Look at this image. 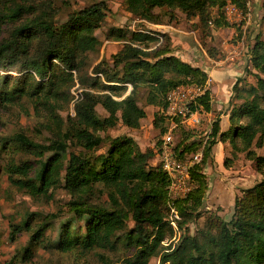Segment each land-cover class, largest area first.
<instances>
[{
  "label": "trees",
  "instance_id": "obj_1",
  "mask_svg": "<svg viewBox=\"0 0 264 264\" xmlns=\"http://www.w3.org/2000/svg\"><path fill=\"white\" fill-rule=\"evenodd\" d=\"M124 3L132 16L154 24L162 23L155 9L163 10L169 17H173L170 11L177 9L187 18L197 17L204 28L230 26L224 17L227 5L236 6L244 16L247 11V0H124ZM262 7L264 10V0ZM211 9H216L217 16H211ZM55 11L50 0H0V27L7 26V35L0 40V71H16L30 77L28 88H22L19 93L7 89L8 82L1 77V102H8L16 94H25L35 105L52 107L54 101L58 106L61 81L68 79L72 83V71L83 69L88 53L100 45L95 30L109 12L105 2H94L70 12L59 24L54 22ZM152 33L158 34L110 27L106 37L123 40L121 48L113 54L111 63L96 64L92 69L94 76H86L82 81L99 92L81 91L74 103V117H68L67 121L53 114L57 131L48 144L37 143L24 133L14 135L20 149L36 160L48 154L39 167L30 160L6 167L11 179L17 175L13 178L16 187L24 188L32 197H48L63 171L64 187L73 196L69 205L71 219L84 221L83 231L73 228L71 222L61 223L57 238L52 240L45 237L51 225L49 217L42 218L34 227L28 220L21 225L12 224V239L21 231L30 232L28 243L22 249V260H31L37 245L45 250L65 252L76 247L114 249L120 240L131 251L121 264H149L154 256L160 264H264V154H257L253 149L264 147V39L259 36L250 49L254 73H249L254 76L255 84L249 89L241 88L238 79L233 85V97L240 98L241 102L231 105L226 130L220 131L219 118L212 121L202 159L190 169L191 181L198 185L176 202L179 214L173 222L181 232L175 242L163 243L167 232L173 234V224L165 211L169 178L159 163L149 164L156 152L137 150L133 138L127 135L109 138L108 149L95 161L85 153L67 152L70 140H75L85 152L97 149L104 141L97 131L111 128L118 121L128 128H138L146 115L136 100V90L141 85L147 88V102L159 107L152 120L155 127H161L168 120L163 114L166 95L181 84L205 88L191 105L192 112L210 110L207 73L180 59L169 43L151 48L149 44L157 41ZM127 84L132 86L129 93L116 99L121 97ZM70 99L67 92L66 101ZM97 104L107 116L97 115ZM166 130L160 129L163 134ZM188 138L175 143L179 157L198 148V143ZM218 141L244 152L262 178L242 189L228 220L211 214L203 227L190 234L187 224L201 215L198 209L202 206V184L196 180V174ZM97 185L108 190L110 205L91 202L89 196L98 191ZM128 213L133 226L125 230ZM118 231L122 233L117 235Z\"/></svg>",
  "mask_w": 264,
  "mask_h": 264
},
{
  "label": "rangeland",
  "instance_id": "obj_2",
  "mask_svg": "<svg viewBox=\"0 0 264 264\" xmlns=\"http://www.w3.org/2000/svg\"><path fill=\"white\" fill-rule=\"evenodd\" d=\"M55 8L54 22L59 24L63 22L70 12H73L83 6H87L94 2L103 1L107 5L109 12L101 26L95 30V35L100 40V45L94 52L88 53L86 66L79 72L72 71L73 81H61L59 88L62 95L58 96V106L56 102L52 103V107L38 104L25 94H16L14 98L8 102L0 101V264H121L122 260L131 254V251L121 245L120 240L114 249L93 248L83 250L81 248H72L69 251L59 252L42 249V247L34 246L31 260L24 261L21 259L22 249L26 247L30 232L21 231L14 239L10 238L12 224L21 225L24 220H28L33 227L41 222L42 218L49 217L51 225L45 232L47 239H56L61 223L71 222L73 228L84 230V221H73L72 212L69 210L70 200L73 196L64 187L63 175L61 172L59 183L50 189L48 197L38 196L32 197L24 188L16 187L13 183L6 167L9 164H18L24 160L34 162L35 167L40 166V161L45 160L48 154L40 159L22 151L19 144L14 141L13 137L17 133H24L27 137L37 143L48 144L55 137L57 125L54 124V115H58L64 121L68 117H74V103L83 90H91L99 92V89H93L88 83H82L86 76H94L93 67L99 63H111L112 56L122 46L123 40L106 37L110 27L121 28L126 32L135 31L136 29L150 30L158 33L154 34L157 41L150 43L151 48L165 46L169 43V47L173 53L180 59L189 62L195 67H199L202 71L208 73L212 78L214 88V109L220 110L213 116L206 115L203 109L194 112L187 121L177 122L176 120H164L161 127L173 129L174 143L179 142L182 138L188 136V141L198 143L194 152H201L203 155L205 142L208 139L211 123L214 119H218L221 113L230 111L231 105L240 103L241 99L233 97L232 87L239 79L241 88L249 89L255 84V78L249 72L254 70L250 64V49L254 44L257 36L264 39V10L257 11L252 7L260 9V0H247V12L250 19L246 18L237 20L235 16L227 17L225 20L231 25L221 26L219 28L210 25L204 28L197 17L187 18L186 15L177 10L172 9L170 12L173 17H169L168 13L163 10L155 9L161 15L162 23L154 24L151 22H139V19L132 16L125 7L124 0H50ZM258 5V6H257ZM166 14V15H165ZM245 14V17H246ZM211 16H217L216 9H211ZM7 26L0 27V40L7 35ZM163 33V35H161ZM160 34V35H159ZM160 37L162 40H160ZM236 49L235 57L232 55L226 59L227 52ZM232 53V52H231ZM239 57V58H238ZM54 64L58 65L57 62ZM55 65V66H56ZM59 66V65H58ZM59 69L61 67L59 66ZM56 69V73H59ZM231 71L227 78L220 80L219 76H212V71ZM35 80H38L33 74ZM8 82L9 90L19 91L30 85L29 76L22 75L16 71L4 72L0 71V78ZM217 81L219 82L217 84ZM28 83V86H27ZM223 83V84H222ZM132 86L127 84L124 95L128 94ZM67 92L71 99L66 101ZM147 88L139 86L136 90L137 104L142 107L146 113L145 117L140 120L138 128H128L121 121L115 126L98 130L97 134L104 138L103 143L93 151H84L75 140L68 142L67 152L85 153L90 160H96L99 154L105 153L108 149L109 138L127 135L133 138L134 148L145 151L153 150L155 155L149 160V164L155 166L159 163L158 154L162 146L161 127H155L152 123L154 113L159 111V107L149 104L146 100ZM212 107V106H211ZM95 110L98 116L105 117L107 112L97 104ZM208 118H211L208 120ZM220 121L221 130H225L228 124V117L222 116ZM239 146V144H238ZM257 154L263 155L264 148H253ZM192 152V151H191ZM189 152V153H191ZM196 180H201L202 206L198 209L201 215L194 221L187 224L190 234H194L197 228L203 227L206 218L211 214H217L222 219L228 220L233 211V203L237 196L241 195L244 188L250 187L262 178V174L255 170L253 161L245 156L242 151H236L227 142H216L212 145L209 154L205 157L202 165L199 166ZM201 176V177H200ZM201 178V179H200ZM198 185V182H192V189ZM97 192L90 195L91 202L100 203L105 206L110 205L108 190L102 185L96 186ZM192 191V190H191ZM190 191V192H191ZM189 192V193H190ZM173 199L167 198L166 215L168 220L173 224V234L166 233L164 244L170 241L175 242L180 232L176 224L173 222L178 209L176 202L187 197ZM178 213V214H177ZM131 215L126 214V228L128 230L133 226ZM122 232L118 231L117 235ZM149 264H160L158 257L150 258Z\"/></svg>",
  "mask_w": 264,
  "mask_h": 264
},
{
  "label": "built area",
  "instance_id": "obj_3",
  "mask_svg": "<svg viewBox=\"0 0 264 264\" xmlns=\"http://www.w3.org/2000/svg\"><path fill=\"white\" fill-rule=\"evenodd\" d=\"M227 17L235 16L237 20L246 18L250 19V14L247 12L246 17L241 11L233 5H227L225 8ZM139 22H146L143 19H134ZM135 31L151 33L150 30L136 29ZM160 40L161 37H160ZM205 88H201L194 84H181L171 89L166 95L167 105L163 110L165 117L174 120L178 118L181 122L187 121L194 112L191 111V105L195 103L198 96L204 92ZM168 128L162 135V146L158 154L159 164L162 170L169 178L168 197L178 199L184 197L192 188L190 169L195 163H199L202 159L201 152H184L182 156H178L174 146L173 129ZM178 216L176 215V218Z\"/></svg>",
  "mask_w": 264,
  "mask_h": 264
},
{
  "label": "crops",
  "instance_id": "obj_4",
  "mask_svg": "<svg viewBox=\"0 0 264 264\" xmlns=\"http://www.w3.org/2000/svg\"><path fill=\"white\" fill-rule=\"evenodd\" d=\"M262 2H263V0H260L259 1V4H260V6L262 5ZM258 6V5H257ZM253 9H255V10H257L258 12L259 11H261V9H263V7H260V9H258L257 7H252V10H251V15H252V12L254 11ZM236 47L235 48H233V50H231V51H229V52H227V55H226V59L225 60H228L229 59V56L230 55H232V56H230V57H232V59L235 57V54H236ZM232 52V53H231ZM239 58V57H238ZM231 71H229V70H222V71H212L211 72V74H212V76L214 75V77L216 76H219L220 77V80H222L223 78H227L228 77V75H229V73H230ZM208 74V73H207ZM211 83H212V85H213V82H212V78H209V75H208V80H207V83H206V88H208L209 89V91H210V97H211V101H210V104H211V108H210V110L209 111H205L204 110V112H206V115H207V117H208V115H212L213 114V116L215 115V114H217L220 110L218 109L217 111L214 109V103H213V101H214V88H212V86H211ZM219 82L217 81V84H218ZM223 84V83H222ZM198 112V111H197ZM228 113H229V110L226 112V113H221L219 116H218V118H220L221 119V117L222 116H227L228 117ZM209 119H211V118H208V120ZM228 124H229V120H228ZM219 127H220V121H219ZM227 128H228V126H227ZM226 128V129H227ZM225 129V130H226ZM220 131H223V130H221V127H220ZM253 148H255V147H253ZM262 148H264V147H262Z\"/></svg>",
  "mask_w": 264,
  "mask_h": 264
}]
</instances>
